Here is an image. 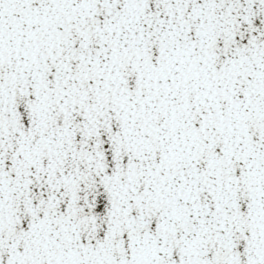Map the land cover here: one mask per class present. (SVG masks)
I'll return each instance as SVG.
<instances>
[{"label":"snow or ice","instance_id":"snow-or-ice-1","mask_svg":"<svg viewBox=\"0 0 264 264\" xmlns=\"http://www.w3.org/2000/svg\"><path fill=\"white\" fill-rule=\"evenodd\" d=\"M0 264H264V0H0Z\"/></svg>","mask_w":264,"mask_h":264}]
</instances>
